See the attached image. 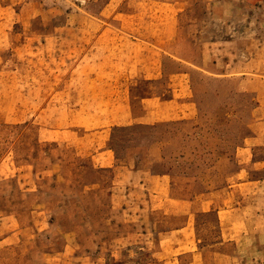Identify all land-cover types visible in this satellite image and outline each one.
<instances>
[{"label":"crops","instance_id":"0c3cea01","mask_svg":"<svg viewBox=\"0 0 264 264\" xmlns=\"http://www.w3.org/2000/svg\"><path fill=\"white\" fill-rule=\"evenodd\" d=\"M15 2L18 1L0 0V4L10 7ZM157 2L117 0L113 11L107 8V12L98 13L102 24L97 26L92 25V18L84 17L82 25L72 21L75 8L65 12L68 19L64 26L56 22L57 14L36 9L29 12V17L45 20L42 27H15L13 21L0 29V50L11 51L16 62L11 70L19 71V76L12 78L19 82V96L13 98L19 100L21 115H34L39 123L37 145L43 142L38 138L42 136L41 130L58 131L59 126H65L67 140L77 144L81 136L77 137L76 116H82L80 128L88 126L82 122L85 116H96L105 120L111 131L138 125L153 127L162 121L184 118L188 109L193 110L187 101L188 94L182 90L187 83L184 72L170 79L174 91L167 99L139 92L141 78L153 81L159 77L161 68L157 60L160 62L163 53L214 75H258L264 83V35L259 19L243 9L238 14L236 2L229 0L230 13L219 18L227 36H215V31H211V36L203 40L201 56L193 63L172 52L177 39V30L170 20L172 10L166 6L164 13L156 14ZM207 2H214L213 6L217 0ZM119 3H123L122 9ZM258 3L259 17L264 23V0ZM237 21L241 24L236 25ZM64 40L69 48L67 63L59 56V45ZM77 44L84 47L77 58L78 67ZM32 70L34 76H28ZM29 83L34 87L29 88ZM255 92L259 101L256 108L261 113L259 126L264 132V87ZM262 134L259 143L248 144L264 148ZM112 138L110 134L108 142L105 139L100 143L102 150L91 153V161L100 168L96 174L109 179L108 184L99 188L108 196L109 208L118 215L121 225L129 227L122 229L120 221H116L117 232L112 241L118 243L117 248L147 246L149 254L144 264H264V180L249 178L245 169L230 173L226 203L215 196L214 190L189 197L174 195L167 173L120 160L110 147ZM43 139L54 140V144L60 140L54 134ZM248 161L264 167L262 156H251ZM118 190L128 192V205L118 204ZM30 209L36 215L29 224L22 223L13 213L0 216V251L11 246L27 251L30 240L43 229L38 207ZM209 212L216 213L221 235L217 241L203 245L197 236V215Z\"/></svg>","mask_w":264,"mask_h":264},{"label":"rangeland","instance_id":"374dc122","mask_svg":"<svg viewBox=\"0 0 264 264\" xmlns=\"http://www.w3.org/2000/svg\"><path fill=\"white\" fill-rule=\"evenodd\" d=\"M17 1L11 7L0 4V29L10 26L13 21H16L15 27H42L45 20L29 17V12L36 9L57 14L56 22L64 26L68 19L65 12L75 8L72 21L82 25L84 17L92 18V25L97 26L102 24L98 13L113 11L117 3V0H78L76 3L57 0L40 5L39 0ZM157 1L159 11L156 14L164 13L166 6L172 10L170 20L177 30L172 52L193 63L201 56L203 40L211 36V31H215V36H227L219 18L230 13L229 0H217L213 6L214 2L209 4L207 0ZM230 1L236 2L238 14L243 9L252 18L259 19L264 35L258 0ZM118 7L122 9L123 3ZM239 24L241 22L237 21L236 25ZM83 48L77 44L76 67ZM68 51L66 40L60 42L59 56L65 63L68 62ZM161 56L160 62L157 60L161 68L159 77L153 81L141 78L139 92L141 95L152 94L159 100L167 99L174 91L170 79L184 72L187 83L182 90L188 94L187 101L193 107L184 118L162 121L153 127L138 125L111 131L106 121L96 116H85L82 122L88 126L80 128L82 116H76L75 129L77 137L81 136L77 144L68 141V131L63 128L65 126H59L58 131L41 130L42 136L38 138L43 142L37 145L38 120L34 115H21L19 100L13 98L19 96V82L12 81L13 77L19 76V71L11 70L16 62L11 51L0 50V216L13 213L22 223L29 224L36 215L30 208L36 206L43 227L30 240L27 251L14 246L2 249L0 264L146 262L147 246L117 248L118 243L112 241L117 232L116 221L120 219L109 208L108 196L99 189L102 184H108L109 179L99 177L96 174L100 170L98 163L91 161V153L102 150L100 143L105 139L108 142L110 134L113 135L110 147L120 160L167 173L174 195L189 197L214 190L215 196L226 203L230 173L245 169L249 178L264 180V167L261 168L259 162L248 161L251 156L264 157V148L248 144L259 143L260 134L264 133L259 126L261 113L256 108L259 101L255 92L256 88L264 87L261 76H218L180 62L169 53ZM28 76H34V70ZM30 87L34 84L29 83ZM23 122L28 124H19ZM52 134L60 138L57 144L54 140L43 139ZM116 198L119 205L130 203L127 191L118 190ZM121 224L122 221L120 228H129ZM220 235L215 212L197 215V236L203 245L217 241Z\"/></svg>","mask_w":264,"mask_h":264}]
</instances>
